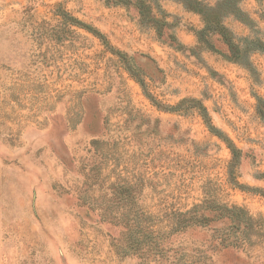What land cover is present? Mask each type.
Returning a JSON list of instances; mask_svg holds the SVG:
<instances>
[{
    "label": "rangeland",
    "instance_id": "374dc122",
    "mask_svg": "<svg viewBox=\"0 0 264 264\" xmlns=\"http://www.w3.org/2000/svg\"><path fill=\"white\" fill-rule=\"evenodd\" d=\"M263 47L264 0H0V264H264Z\"/></svg>",
    "mask_w": 264,
    "mask_h": 264
},
{
    "label": "trees",
    "instance_id": "16d2710c",
    "mask_svg": "<svg viewBox=\"0 0 264 264\" xmlns=\"http://www.w3.org/2000/svg\"><path fill=\"white\" fill-rule=\"evenodd\" d=\"M208 11L211 10V8L207 9ZM234 14V11L231 12ZM57 15L60 17V20L69 30V27L76 26L79 28H83L89 32H91L94 35H99V32L90 27L89 25L83 23L76 17L70 15L68 12L61 10L60 13H57ZM205 24L208 25V21L205 19ZM206 29V28H205ZM264 50V47H263ZM229 148L231 150L232 159L230 163V167L232 169L233 164L235 161H237V154L238 149H236L231 143H228ZM230 172V170H229ZM210 201H206L204 203H207L210 206ZM214 205V202L211 201ZM207 204L202 207L199 205H195L191 210H187L183 213H180L176 220L174 219L175 225L170 230L171 232L169 234L175 233L177 231H181L185 229L186 227L192 225V224H200L201 219L204 217L201 212H198L201 209L207 208ZM215 206V205H214ZM213 210L217 215H213L215 218H224L231 217V220L229 219L230 223L234 220H232V216L237 212V215H244L245 211L240 207H227L223 205H217L213 207ZM207 210V209H205ZM244 213V214H243ZM202 216V218H201ZM206 217V216H205ZM202 225V223L200 224ZM168 235V234H167ZM166 234L159 235L152 232H149L148 229H145L144 227H136L133 224L132 220H128L125 223H121V229L119 232V236L116 239V246H121L124 253H128L129 255H136L139 258L146 259L149 258L151 255L159 256L160 251L159 248L162 247L163 242L167 238ZM172 264H187L186 261H180L178 259L176 262Z\"/></svg>",
    "mask_w": 264,
    "mask_h": 264
}]
</instances>
